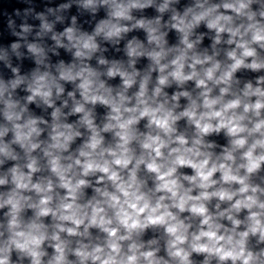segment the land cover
I'll use <instances>...</instances> for the list:
<instances>
[{
  "label": "clouds",
  "instance_id": "1",
  "mask_svg": "<svg viewBox=\"0 0 264 264\" xmlns=\"http://www.w3.org/2000/svg\"><path fill=\"white\" fill-rule=\"evenodd\" d=\"M17 2L0 264H264V0Z\"/></svg>",
  "mask_w": 264,
  "mask_h": 264
}]
</instances>
